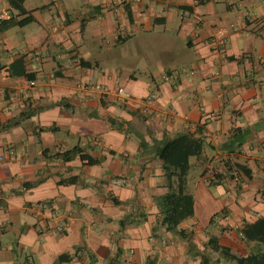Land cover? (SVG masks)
<instances>
[{
    "label": "crops",
    "instance_id": "crops-1",
    "mask_svg": "<svg viewBox=\"0 0 264 264\" xmlns=\"http://www.w3.org/2000/svg\"><path fill=\"white\" fill-rule=\"evenodd\" d=\"M6 1L16 23L0 29V264H237L232 255L264 253L243 232L264 218V0H25L24 14ZM23 76L36 86L18 95ZM96 82L108 93L82 88ZM181 136L202 141L191 156L201 179L226 161L251 176L216 179L223 206L202 220L187 176L194 213L176 207L171 230L155 202L168 191L159 151ZM75 146L98 163L55 156Z\"/></svg>",
    "mask_w": 264,
    "mask_h": 264
},
{
    "label": "trees",
    "instance_id": "trees-1",
    "mask_svg": "<svg viewBox=\"0 0 264 264\" xmlns=\"http://www.w3.org/2000/svg\"><path fill=\"white\" fill-rule=\"evenodd\" d=\"M24 1L25 0H10V3L20 14H24L26 11L23 7ZM6 22L7 24L4 25L3 23ZM15 23V18L5 20L0 24V29ZM227 40V37H224L218 48L224 46ZM235 136L229 143L230 152H237L240 154V147L243 141L240 138H235ZM201 148V140H191L187 136L170 138L160 142L159 155L164 161L168 191L162 196L155 197V202L162 215L163 223L168 229H177L175 221L177 203L184 211L185 217L192 216L194 213V198L193 195L187 191V176L190 169L189 158L194 155H201ZM55 156L63 161H71L79 156L86 164L94 165L98 163V160L91 156V154L81 146H75L66 151L57 152ZM231 163L227 161L225 163V171L231 177H238L239 172H243L248 177L251 176V169L246 164L241 162H235L234 164ZM61 181L63 183L71 184L76 183L77 178L75 176ZM36 183H38V181L33 184ZM243 232L245 237L256 239L264 243V218L259 219L254 224H247V227ZM217 249L224 254L230 253V249L226 247L218 245ZM232 257L236 260L237 264H264V253L255 256L249 255L247 257L232 255Z\"/></svg>",
    "mask_w": 264,
    "mask_h": 264
},
{
    "label": "built area",
    "instance_id": "built-area-1",
    "mask_svg": "<svg viewBox=\"0 0 264 264\" xmlns=\"http://www.w3.org/2000/svg\"><path fill=\"white\" fill-rule=\"evenodd\" d=\"M16 17V13L15 11L13 10V8H4L0 11V24L5 21V20H11L13 18ZM258 34L262 37H264V28H261L258 30ZM224 33L221 31L219 32L218 36L215 38V40L213 41V43L217 46L221 44L223 38H224ZM80 54H77V58L78 60H80ZM37 58H39L37 56ZM164 78L166 80H170L171 79V76L169 74H165ZM36 86V81L33 80V79H30L26 76H23V77H20L18 78L17 80V84H16V87H15V93L18 94V95H24L26 92L27 89H31L33 87ZM82 87V86H81ZM82 88H85V89H93V90H96V91H101L102 93L106 94L108 93L107 92V88L103 85V84H100V83H92L90 85H85L83 86ZM115 98L117 101L119 102H126L127 100H129L131 97H132V93L127 89L125 88L124 86H119L116 88L115 90ZM155 95H152V97L150 99H152ZM151 101V100H150ZM8 154L10 155H15V149H14V146L13 145H10L9 148H8ZM128 154L126 153L125 156H127ZM4 157H0V159H3ZM229 175L226 171L225 172H221V173H217L214 177H207L205 178V181L207 183H212V181H215L216 179L218 178H223V176H227ZM214 178V180H213ZM60 230L63 229V227H60L59 228ZM124 264H130L129 260H125Z\"/></svg>",
    "mask_w": 264,
    "mask_h": 264
},
{
    "label": "rangeland",
    "instance_id": "rangeland-1",
    "mask_svg": "<svg viewBox=\"0 0 264 264\" xmlns=\"http://www.w3.org/2000/svg\"><path fill=\"white\" fill-rule=\"evenodd\" d=\"M40 0H36L39 2ZM32 0L29 2L31 4ZM4 4L8 5V2L4 0ZM258 30V29H257ZM201 166L198 163V157H191L190 170L188 175V187L189 191L196 195V209L199 214L200 219H204L206 214L211 213L213 211H220L222 205V198L220 194V190L223 189L222 185L216 184L217 181H212V183H207L203 178L201 179ZM221 173V172H218ZM209 177H213L212 173L207 174ZM214 180V178H213ZM211 189L213 192L217 191L216 197L217 199H212L208 190ZM218 189V190H217ZM209 194V195H208ZM206 196V197H205ZM210 201L208 204L207 202ZM176 207H180L177 203ZM60 230V229H59Z\"/></svg>",
    "mask_w": 264,
    "mask_h": 264
}]
</instances>
